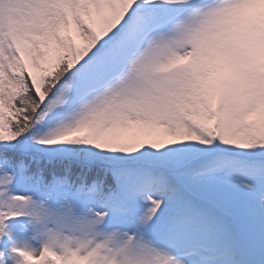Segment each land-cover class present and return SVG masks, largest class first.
<instances>
[{
  "label": "snow or ice",
  "instance_id": "6c2138e0",
  "mask_svg": "<svg viewBox=\"0 0 264 264\" xmlns=\"http://www.w3.org/2000/svg\"><path fill=\"white\" fill-rule=\"evenodd\" d=\"M0 264H264V0H0Z\"/></svg>",
  "mask_w": 264,
  "mask_h": 264
}]
</instances>
